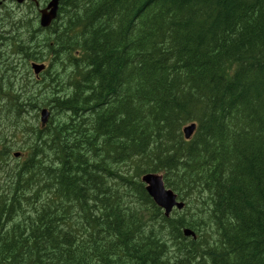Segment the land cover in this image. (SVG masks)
<instances>
[{
  "label": "trees",
  "instance_id": "1",
  "mask_svg": "<svg viewBox=\"0 0 264 264\" xmlns=\"http://www.w3.org/2000/svg\"><path fill=\"white\" fill-rule=\"evenodd\" d=\"M33 45L40 80L0 52V264H264V0H62Z\"/></svg>",
  "mask_w": 264,
  "mask_h": 264
},
{
  "label": "water",
  "instance_id": "2",
  "mask_svg": "<svg viewBox=\"0 0 264 264\" xmlns=\"http://www.w3.org/2000/svg\"><path fill=\"white\" fill-rule=\"evenodd\" d=\"M20 1V0H18ZM58 0H51L48 3L46 9L41 11V25H47L49 21L54 18L56 9H57ZM49 11H48V10ZM33 71L38 73L44 66L42 64L32 63L31 64ZM48 112L46 110H42L41 112V121L45 122L47 119ZM194 125L191 124L189 126L184 127L183 132L185 137H188L193 131ZM142 180L147 184L145 186L147 192L153 197L155 202L164 208V213L166 215L169 214L172 207L175 205L177 208L181 209L183 207V202H178L176 200V195L172 190L166 189L163 185V181L160 176L155 174H146L142 176ZM185 235L195 236L193 231L190 229L183 230Z\"/></svg>",
  "mask_w": 264,
  "mask_h": 264
},
{
  "label": "flooded vegetation",
  "instance_id": "3",
  "mask_svg": "<svg viewBox=\"0 0 264 264\" xmlns=\"http://www.w3.org/2000/svg\"><path fill=\"white\" fill-rule=\"evenodd\" d=\"M4 2L9 4V5H14V6L18 7L20 10L26 9L27 11H36L38 9L37 7H39L38 0H35V1L23 0V2L21 4L14 3L11 0H5ZM42 2H43V0H41V3ZM5 23H9V21H7Z\"/></svg>",
  "mask_w": 264,
  "mask_h": 264
},
{
  "label": "bare ground",
  "instance_id": "4",
  "mask_svg": "<svg viewBox=\"0 0 264 264\" xmlns=\"http://www.w3.org/2000/svg\"><path fill=\"white\" fill-rule=\"evenodd\" d=\"M55 18L56 17H54V18H52L51 19V21H50V23H52L54 20H55ZM34 46V45H33ZM5 47V46H4ZM3 53V52H2ZM50 54H51V52H50ZM59 56V55H58ZM20 58V57H19ZM2 59V58H1ZM58 59V58H57ZM7 60V59H6ZM5 60V61H6ZM19 62V61H18ZM5 66V65H4ZM7 67V66H6ZM10 67V66H9ZM64 67V66H63ZM3 69V68H2ZM66 69V68H65ZM4 71V70H3ZM8 73V72H7ZM92 74V73H91ZM88 75H90L89 73H88ZM8 76V75H7ZM91 76V75H90ZM76 77V76H75ZM93 77V76H92ZM2 78H3V76H2ZM89 79V78H88ZM91 79V78H90ZM9 80V79H8ZM1 81V80H0ZM2 83V82H1ZM50 83V82H49ZM1 85V84H0ZM88 85V84H87ZM3 86V85H2ZM88 86H90V85H88ZM33 87V86H32ZM3 88V87H2ZM44 88V87H43ZM91 88H93V87H91ZM15 90V89H14ZM43 90V89H42ZM2 91H3V89H2ZM10 92V91H9ZM88 92V91H87ZM1 93V92H0ZM17 93V92H16ZM58 98V97H57ZM77 98V97H76ZM63 102V101H62ZM17 106V105H16ZM58 106H59V104H58ZM75 108V107H74ZM79 112V111H78ZM22 115V114H21ZM10 116V115H9ZM13 125V124H12ZM9 131V130H8ZM15 131V130H14ZM18 131V130H17ZM64 147V146H63ZM40 147H38V149H39ZM35 149H37V148H35ZM38 151V150H37ZM41 151V150H40ZM57 151V150H56ZM55 151V152H56ZM66 151V150H65ZM64 152V151H63ZM37 153V152H36ZM40 153V152H39ZM61 153H62V150H61ZM59 155H60V153H59ZM62 155V154H61ZM62 157V159H63V156H61ZM41 158V157H40ZM65 158V157H64ZM67 160V159H66ZM72 160H75V159H72ZM60 161V160H59ZM65 161V160H64ZM70 162V161H69ZM72 162V161H71ZM68 163V162H67ZM73 163V162H72ZM68 164H71V163H68ZM73 164H71V166H72ZM89 165V164H88ZM76 166V165H75ZM74 166V167H75ZM78 166V165H77ZM82 168V167H81ZM84 168V167H83ZM3 188V187H2ZM100 188V187H99ZM135 243V242H134ZM57 254V253H56ZM61 254V253H60ZM124 255V254H123ZM130 261V260H129ZM120 262V261H119ZM117 264V263H116ZM120 264V263H119Z\"/></svg>",
  "mask_w": 264,
  "mask_h": 264
},
{
  "label": "rangeland",
  "instance_id": "5",
  "mask_svg": "<svg viewBox=\"0 0 264 264\" xmlns=\"http://www.w3.org/2000/svg\"><path fill=\"white\" fill-rule=\"evenodd\" d=\"M11 24H12V23H2V25H3V27H4V29H5L6 31H8V30L11 28V27H10ZM42 36H44L43 33L39 34V35H38V38H40V37H42ZM5 49H6V46H5L4 48H1V49H0V52H4ZM32 49H33V48H30V49H28L27 51H28V52H31ZM18 61H19V60H18ZM18 61H17V63H18ZM1 67H2V66H0V69H1Z\"/></svg>",
  "mask_w": 264,
  "mask_h": 264
}]
</instances>
